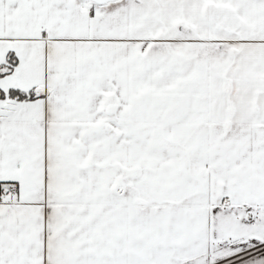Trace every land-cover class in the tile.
<instances>
[{
  "label": "snow or ice",
  "instance_id": "obj_1",
  "mask_svg": "<svg viewBox=\"0 0 264 264\" xmlns=\"http://www.w3.org/2000/svg\"><path fill=\"white\" fill-rule=\"evenodd\" d=\"M0 264H264V0H0Z\"/></svg>",
  "mask_w": 264,
  "mask_h": 264
}]
</instances>
